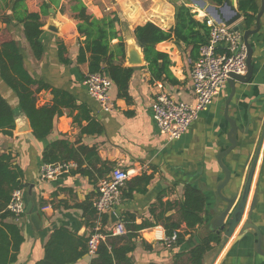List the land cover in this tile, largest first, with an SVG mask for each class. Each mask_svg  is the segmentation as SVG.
<instances>
[{
	"label": "crops",
	"instance_id": "crops-1",
	"mask_svg": "<svg viewBox=\"0 0 264 264\" xmlns=\"http://www.w3.org/2000/svg\"><path fill=\"white\" fill-rule=\"evenodd\" d=\"M43 1L27 0L28 10L40 12ZM175 1L183 2L194 9L193 0L191 3L183 0H83L88 12L97 18L117 12L122 21L126 22L119 26L125 38L126 51V36L134 38L136 26L149 21L164 29L175 26ZM255 1L259 11L263 0ZM63 2L66 6L64 13L51 6L54 12L49 8L48 14H41L40 21L43 25L40 42L43 44V54L39 58L34 55L25 36L24 25L16 22L8 24L0 18V37L6 34L15 39L32 76L50 86L39 93V105L48 102L52 105L54 95L51 91L57 88L69 93L78 106L75 110L64 109V115L54 119L50 134L45 139H37L32 133V128H27L26 116L19 110L16 93L0 75V93L7 97L17 111L16 116L20 118L21 126L19 128L16 124L13 136L0 135V152L13 153L14 163L24 171V182L35 184L39 200L50 205L46 211L39 209L40 229L34 227L26 213L19 218L11 216L7 219L19 226L24 237L17 260L13 264H36L42 259L45 244L56 228L66 227L76 235L88 238L93 230L91 212L98 182L115 167L134 171L122 189L120 202L113 207L119 222L123 224L127 215H134L138 224L144 220L155 223L156 219L150 212L152 206L158 205L160 198L164 202L183 199L186 183L200 188L205 193V222L190 230L183 242L177 241L168 246L163 241L153 239L156 227L163 236H167L163 226L156 224L139 232L136 239L138 247L130 253L135 264H174L176 261L179 264H189L188 252L209 233L215 231L210 224V212L215 206L216 198L213 191L204 187L215 188L224 177L218 155L230 146L228 136L231 124L226 113L235 120L239 129L236 148L224 157V163L232 171L225 194L233 196L238 193L240 197L255 157L257 164L241 222L227 242H220L221 247L208 263V258L215 251L214 246L218 244L212 243V249L204 256V264H264V256L256 251L257 236L254 231L249 229L240 234L242 226L248 220L254 194L257 193L258 202L251 220L264 235V14L259 31L249 38L253 48L251 78L247 82L235 80L234 92L231 84L227 82L214 102L207 110L202 111L187 132L179 139L169 140L156 124L153 104L159 93H167L174 99L186 102L195 101L191 71L196 59L193 60L190 56V49L174 41H165L157 46L171 57L170 68L178 80L175 84L152 80L146 62L131 65L125 58L122 65L133 68L128 84L129 98L118 95V87L113 81L110 93L114 109L105 110L90 96L84 84L88 63L79 64L77 57L81 46L85 45V38L77 31V20L70 11L69 0ZM196 9L193 11L200 13V16L196 17L203 20L204 14H201L200 9ZM256 16L257 14L251 28L256 27ZM51 19L59 25V33L46 29V24ZM118 42L119 39H113L111 44L113 46ZM130 43H133V40H130ZM103 73L109 76L107 71ZM84 115L88 118L82 119ZM75 117L78 118L77 121ZM91 121L97 124V131L84 133L83 128ZM22 128L24 130H21ZM59 141H65L70 148L78 150L83 160L82 168L91 169L92 177L80 172L78 166L53 179L41 180L43 151L45 147ZM81 147L87 148L81 150ZM142 174L153 176L144 193L137 191L142 184L136 185L133 182L135 177ZM88 200L92 203V208L85 209L78 205ZM225 205L221 200L220 208L223 209ZM161 209L159 207L157 213ZM171 214H176V211L172 209L166 213ZM205 225H209L210 230L201 236L199 232ZM109 226H112L110 221ZM106 230L107 228H104L103 231ZM185 230L186 225L183 224L181 231ZM145 241L150 244L149 248L145 246ZM262 250L264 251V246ZM181 253L184 255L179 258L178 254ZM92 259L86 254L74 264H91Z\"/></svg>",
	"mask_w": 264,
	"mask_h": 264
},
{
	"label": "trees",
	"instance_id": "trees-1",
	"mask_svg": "<svg viewBox=\"0 0 264 264\" xmlns=\"http://www.w3.org/2000/svg\"><path fill=\"white\" fill-rule=\"evenodd\" d=\"M27 0H0V18L3 22L22 23L24 33L34 55L39 58L43 54V44L40 42L42 34L41 14H48L49 8L55 6L64 13L66 6L63 0H44L40 12H30L26 3ZM210 3L221 5L224 0H208ZM238 9L243 13L244 22L250 28L253 25L258 6L255 0H237ZM176 23L170 29H164L153 22H146L134 28V38L141 47L144 59L148 64L152 80L168 81L178 83L171 71L172 60L167 52L157 48L159 43L174 41L190 49V56L197 60L202 45L209 40L210 28L206 20H199L197 12L191 6L183 2L175 1ZM70 11L77 20V31L84 37V46H81L77 61L79 64L88 63L89 72L107 71L110 78L118 87L120 97L129 98L128 84L133 73L131 66H123L127 51L125 38L122 30L119 29L123 23L117 12L97 18L88 12V7L83 0H69ZM119 39V42L112 46L111 41ZM88 54L90 56L88 57ZM120 62V63H117ZM0 75L4 82L16 93L19 101V110L24 113L32 128V133L37 139H45L53 129L54 119L64 115V109L75 110L71 95L63 90L53 88L54 95L52 105H39V93L43 89H49L32 76L25 65L24 55L18 42L4 34L0 37ZM36 86V89L33 87ZM81 109V108H80ZM88 118V116H82ZM77 121L78 118L75 117ZM16 130V112L10 102L0 93V135L13 136ZM97 124L91 121L83 128L84 133H95ZM87 147H81L86 150ZM78 150L69 147L65 141L55 142L43 151L44 163H52L59 160H76L80 172L93 176L91 169H83V160ZM12 152H0V264H13L17 260L20 247L24 241L19 226L7 219L14 216L8 210V204L15 189L24 188V171L14 163ZM153 176L142 174L133 179L139 185L137 191L146 192L147 185ZM137 185V184H136ZM43 201L39 200V207ZM80 207L92 208L88 201L78 204ZM162 208L157 213L158 208ZM206 207L205 193L190 183L184 186L183 199L175 202H164L158 200V205L152 206L150 212L155 217V223L144 220L140 224L136 222L134 215L124 218V226L127 230L123 235H111L106 232L107 238L101 241L97 255L91 260V264H135L130 253L138 247L137 237L143 229L161 224L167 236H172L178 231L177 241L183 242L190 230L205 222L204 211ZM174 209L176 214L166 215ZM94 209L91 216L94 218ZM109 222V215L105 214L104 223ZM186 230L181 231L182 225ZM88 238L76 235L66 227L56 228L50 235L44 247V257L36 264H74L87 254ZM221 234L216 231L209 233L200 243L188 252L189 264H204L205 254L212 249V243H220ZM145 246L150 244L145 241ZM183 253L178 254L181 258ZM155 264V263H150ZM174 264H179L177 261ZM186 264V263H182Z\"/></svg>",
	"mask_w": 264,
	"mask_h": 264
},
{
	"label": "built area",
	"instance_id": "built-area-1",
	"mask_svg": "<svg viewBox=\"0 0 264 264\" xmlns=\"http://www.w3.org/2000/svg\"><path fill=\"white\" fill-rule=\"evenodd\" d=\"M210 28L209 40L200 48L198 59L194 62L191 78L195 94L194 102H186L170 97L167 93H159L153 104V117L159 130L166 134L169 140L179 139L190 125L199 118L202 111L207 110L219 95L231 74L247 73V47L243 33L233 26H225L216 22L211 16L204 14L203 20ZM90 96L99 102L105 110H113L110 91L113 80L103 72H87L84 76ZM78 163L74 160H59L44 163L40 168L41 180H50L70 170L76 169ZM133 170L120 167L113 168L98 182L97 195L93 200L94 218L93 230L87 241V254L94 258L97 255L101 241L111 235H123L127 230L123 223L118 222L111 227L104 223V216L121 200V192L133 174ZM26 188L15 189L12 192L8 210L19 218L26 213ZM46 211L50 205L39 207ZM109 226V227H108ZM104 228L107 230L103 231ZM153 239L163 241L172 246L177 243L178 231L172 236H163L154 228Z\"/></svg>",
	"mask_w": 264,
	"mask_h": 264
},
{
	"label": "water",
	"instance_id": "water-1",
	"mask_svg": "<svg viewBox=\"0 0 264 264\" xmlns=\"http://www.w3.org/2000/svg\"><path fill=\"white\" fill-rule=\"evenodd\" d=\"M195 2L200 8V10H203L207 15L211 16L216 22L220 24H224L225 26H233L236 31H240L243 33V39L247 47L248 69H247V73L243 75H239L235 73L231 74V78L228 80V82L233 87V92H234V81L239 80L242 82H247L251 78L253 73V63H252L253 48L249 42V38L256 32H258L261 27V17L264 14V0L256 16L255 28L247 27L246 23L244 22L243 13L238 9L237 0H224L223 4L221 5L210 3L208 0H193V3ZM50 11L54 12V9L50 8ZM46 29L55 33L60 32L59 25L53 19L49 20V22L46 24ZM130 40H133V43H130ZM126 41H127V49H128L126 56L127 62L131 65H138V64H142L143 62H146L144 59L142 49L137 44L136 40L132 38L130 35H127ZM47 104H49V102ZM226 117L231 124V129L228 136L230 141V146L225 150L221 151L218 155V162L223 170L224 177L223 179L219 180L215 189L204 187L207 190L213 191L216 198V203L214 206L215 214L211 220V226L218 234H221L222 237L221 242H227L233 236L236 227L239 225V223L242 220L246 207V202L248 200V196L251 188L254 171L257 164V157H255L252 167L250 169L248 180L240 197L238 193L234 194L233 196H228L225 194V188L230 183L232 177V171L224 163V157H226L231 151H233L236 148L238 144L237 133L239 129L235 120L230 118L228 113H226ZM25 118L28 123L27 128H29V126L31 127L28 117L26 116ZM16 124L19 125V128L21 127L20 118L17 116H16ZM21 130H24V128H22ZM24 188L27 189L26 214L28 215L34 227L40 229L41 217L39 211L40 209L39 197L37 191L35 190V184L25 183ZM257 197H258L257 193H255L248 213V220L242 226L240 230V234H243L245 231L252 229L257 236L256 251L260 255L264 256V251L262 250V247L264 246V235L262 234V231L260 230L258 225H256L251 220L254 209L258 202ZM221 200H223L226 203L223 209L220 208ZM108 214H109V221L112 225L120 221L113 209L109 210Z\"/></svg>",
	"mask_w": 264,
	"mask_h": 264
},
{
	"label": "rangeland",
	"instance_id": "rangeland-1",
	"mask_svg": "<svg viewBox=\"0 0 264 264\" xmlns=\"http://www.w3.org/2000/svg\"><path fill=\"white\" fill-rule=\"evenodd\" d=\"M184 2H187L188 3V1H190V3H191V0H183ZM193 5V7H194V9L193 10H197L196 8H198V9H200L199 7H198V5L196 4V2L195 3H193L192 4ZM197 12V17H199L200 15V13L198 12V11H196ZM111 94V93H110ZM6 97V96H5ZM7 98V97H6ZM44 103V102H43ZM15 112H17V111H15ZM217 185V184H216ZM216 188V187H215ZM214 188V189H215ZM214 193V192H213ZM214 214H215V212H214V207L212 208V210H211V212H210V215L212 216V218L214 217ZM210 224H211V221H210ZM210 230V226L209 225H205V226H203L202 228H201V230H200V232H199V234H201V236H204V235H206L207 234V232ZM222 243V242H221ZM221 243H218V244H216L215 246H214V248H215V251L213 252V255L212 256H210L209 258H208V263L210 262V260L212 259V257L214 256V254L218 251V249L221 247Z\"/></svg>",
	"mask_w": 264,
	"mask_h": 264
},
{
	"label": "bare ground",
	"instance_id": "bare-ground-1",
	"mask_svg": "<svg viewBox=\"0 0 264 264\" xmlns=\"http://www.w3.org/2000/svg\"><path fill=\"white\" fill-rule=\"evenodd\" d=\"M201 12V14H205V12L203 10H199Z\"/></svg>",
	"mask_w": 264,
	"mask_h": 264
}]
</instances>
